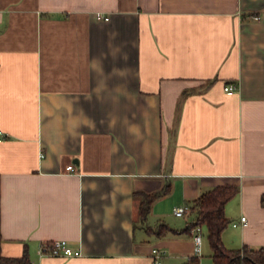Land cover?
Wrapping results in <instances>:
<instances>
[{
  "label": "crops",
  "instance_id": "crops-1",
  "mask_svg": "<svg viewBox=\"0 0 264 264\" xmlns=\"http://www.w3.org/2000/svg\"><path fill=\"white\" fill-rule=\"evenodd\" d=\"M225 184L223 244L264 248V0H0L3 256L212 264L173 211Z\"/></svg>",
  "mask_w": 264,
  "mask_h": 264
},
{
  "label": "trees",
  "instance_id": "trees-1",
  "mask_svg": "<svg viewBox=\"0 0 264 264\" xmlns=\"http://www.w3.org/2000/svg\"><path fill=\"white\" fill-rule=\"evenodd\" d=\"M170 190L169 183L159 191L152 193L137 192L139 199L138 214L141 220H145L151 204L159 197L166 195ZM239 191L238 186L225 184L216 186L202 192L190 204V214L193 216L189 224L183 230L188 232L196 225L206 228V239L211 250L212 264H264V248L250 249L243 246L240 249H229L222 242L221 234L227 226L224 214V206L227 201ZM261 204L264 206V194L261 196ZM164 225H158L157 233L167 231ZM0 264H28L27 254L21 257H5L1 253L0 234ZM181 264H200L197 255L189 256Z\"/></svg>",
  "mask_w": 264,
  "mask_h": 264
},
{
  "label": "built area",
  "instance_id": "built-area-1",
  "mask_svg": "<svg viewBox=\"0 0 264 264\" xmlns=\"http://www.w3.org/2000/svg\"><path fill=\"white\" fill-rule=\"evenodd\" d=\"M96 17L98 19H103L105 21L108 20V17H103L100 13H96ZM251 19L255 21L260 20L259 15H252L250 16ZM237 90L236 86L233 83H228L224 86V91L227 93H233ZM67 170L73 171L74 168L72 165H69L66 167ZM190 212V206L184 205L182 207H177L174 209L173 214L176 217H183L185 214H188ZM246 221L245 217L240 218V223L244 224ZM232 226H237V223H232ZM193 241H194V251L196 254H200L201 252V244H202V227L200 225H196L191 228L190 230ZM152 258L154 264H162L161 262V257H162V251L153 248L152 249ZM81 255L80 250H74L71 247L67 245V242L64 240H57V241H51V242H43L39 245L38 249V256L43 257V256H62V257H72V256H79ZM31 264V263H28Z\"/></svg>",
  "mask_w": 264,
  "mask_h": 264
},
{
  "label": "rangeland",
  "instance_id": "rangeland-1",
  "mask_svg": "<svg viewBox=\"0 0 264 264\" xmlns=\"http://www.w3.org/2000/svg\"><path fill=\"white\" fill-rule=\"evenodd\" d=\"M181 220H180V222H182V223H184L185 222V218H180ZM191 221V219L189 220V222ZM201 234H202V237H203V256L201 257V260L204 262H209L210 261V259H209V257L207 256L208 255V253H209V250H210V248H209V245H208V242H207V239H206V228L204 227V226H202V232H201ZM206 244V245H205Z\"/></svg>",
  "mask_w": 264,
  "mask_h": 264
}]
</instances>
